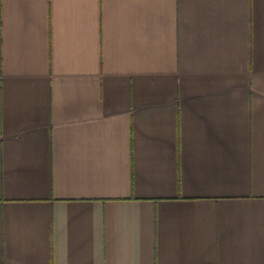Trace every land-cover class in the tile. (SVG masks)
I'll return each mask as SVG.
<instances>
[{
	"label": "crops",
	"instance_id": "crops-1",
	"mask_svg": "<svg viewBox=\"0 0 264 264\" xmlns=\"http://www.w3.org/2000/svg\"><path fill=\"white\" fill-rule=\"evenodd\" d=\"M0 264H264V0H0Z\"/></svg>",
	"mask_w": 264,
	"mask_h": 264
}]
</instances>
